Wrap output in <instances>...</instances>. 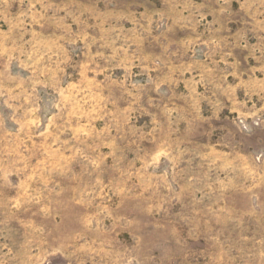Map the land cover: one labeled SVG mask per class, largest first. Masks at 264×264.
Listing matches in <instances>:
<instances>
[{"label":"rangeland","instance_id":"rangeland-1","mask_svg":"<svg viewBox=\"0 0 264 264\" xmlns=\"http://www.w3.org/2000/svg\"><path fill=\"white\" fill-rule=\"evenodd\" d=\"M0 264H264V0H0Z\"/></svg>","mask_w":264,"mask_h":264}]
</instances>
